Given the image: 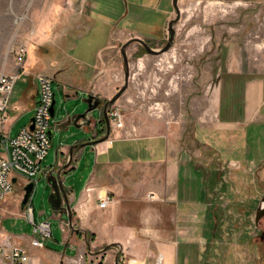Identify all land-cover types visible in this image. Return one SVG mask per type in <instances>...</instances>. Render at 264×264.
Segmentation results:
<instances>
[{
  "label": "rangeland",
  "instance_id": "rangeland-1",
  "mask_svg": "<svg viewBox=\"0 0 264 264\" xmlns=\"http://www.w3.org/2000/svg\"><path fill=\"white\" fill-rule=\"evenodd\" d=\"M138 1L127 0L129 8ZM179 6L181 17L174 25L175 40L169 51L154 55L143 50L136 54L142 47L136 42L128 46L129 84L111 104L120 108L124 126L116 128L109 116L110 135L116 128L122 136H137L141 134V120H146L145 132L156 131L163 123L175 125L178 133L184 135L182 140L192 162L200 164L208 183L205 192L213 193L218 201L217 222L210 227L219 230L220 242L212 254L203 256L200 264H264V216L258 224L255 221L264 195V177L257 172L259 160L249 169L250 163L243 153L245 144L240 142H237L235 159H227V133L214 130L219 117L215 106L230 89L229 76L242 74L243 78L236 81L242 82L239 86L243 89L248 79L264 75V0H185ZM124 8L123 0H0V72L15 73L19 67L16 52L20 47L26 51L4 125L9 137L17 136L34 115L27 98L31 87L37 84V74L42 72L53 78L54 120L60 125L41 163L42 172L49 166L59 165L60 147L91 139L93 132L86 128L88 120H103L100 106L90 109L85 101L88 96L79 90L81 82L77 77L79 72L92 69L95 60L99 61V52L111 37L107 23L120 19ZM175 17L176 12L172 18ZM122 26L123 23L118 28ZM160 34L161 40H150L152 48L165 45L168 23ZM28 40L33 45L61 41L65 46L61 50L37 47L31 52ZM134 45L136 48L132 51ZM115 50L116 56L109 62L105 60L101 73L115 65L119 88L109 99L122 88L125 78L121 46ZM41 59H44L42 63ZM49 59L67 61L69 72L74 73L72 79L65 82L53 69L56 63H50ZM66 83L74 88L73 95ZM79 115L85 116L75 122L73 117ZM127 118L131 119V125H126ZM86 147L89 148L87 155L79 160L76 171L64 178V185L77 198L94 162L92 146ZM35 180L31 195L35 223L46 220L51 223L52 237L45 241L46 247L37 249L31 244L34 224L21 207L27 183L24 176L20 175V183H15L13 191L0 200V228L19 238L42 264H69L61 253L65 250V255L74 256L77 251L70 245L65 248L61 218L49 204L52 187L46 175L40 179L38 174ZM213 182L217 183L214 190L210 187ZM62 219L67 220L68 216L63 214ZM104 247H91V252ZM87 252L80 251L77 261L83 264L89 258Z\"/></svg>",
  "mask_w": 264,
  "mask_h": 264
},
{
  "label": "crops",
  "instance_id": "crops-1",
  "mask_svg": "<svg viewBox=\"0 0 264 264\" xmlns=\"http://www.w3.org/2000/svg\"><path fill=\"white\" fill-rule=\"evenodd\" d=\"M183 1L179 0L180 4ZM123 2L125 8L120 19L107 23L111 37L100 50L99 61L95 60L92 69L79 72L77 77L81 82L79 90L85 96L100 98L102 104L119 88L115 65L101 74L102 62L112 60L116 56L115 48L133 37L161 40L160 32L175 12L172 0H140L132 3V9L127 0ZM67 9L70 16V8ZM121 23L123 26L118 28ZM9 32L7 30V34ZM28 43L31 52L37 47L49 46L61 50L65 46L61 41L33 45L28 40ZM135 48L136 45L132 51ZM49 60L56 63L53 69L65 78V82L72 79L74 73L69 72L67 61ZM42 61L44 59L39 60ZM13 73L10 71L9 74ZM229 78L230 89L215 106L219 117L214 130L227 133V159H235L237 142L243 143L249 169L259 160L257 172L264 177V75L248 79L243 89L239 86L242 82L236 81L243 78L242 74ZM66 84L70 86L68 92L73 95L74 88ZM27 99L35 111L38 83L31 87ZM102 104L99 106L103 114ZM130 122L131 119L127 118L126 125H131ZM145 124L146 120L140 121L141 134L137 136H122L114 128V134L98 141L106 133L105 124L102 120H88L86 128L93 132L91 139L74 144L96 141L88 144L92 146L94 162L79 198L65 186L72 220L78 229L64 232L65 248L70 245L71 249H86L89 252L91 247L114 245L105 253L106 264H114L118 246H121L120 264H155L159 254L163 255V264H200L203 256L212 254L220 242L219 230L210 227L217 222L215 208L218 201L213 193L205 192L208 183H205L204 173H201L200 164L192 162L186 142L182 140L184 135L178 133L177 127L172 123H163L156 131L145 132ZM71 146L59 148L62 164L67 162ZM86 146L74 149L72 163L64 171L63 182L65 176L76 171L79 160L87 155L89 148ZM216 184H211L212 190L216 189ZM89 186L95 191L109 193L112 197L109 206L101 208L95 193L91 199H85V189ZM151 193L154 194L153 199L149 197ZM65 210L61 211L62 216L67 215ZM61 255L67 260L65 250ZM33 261L42 264L35 256Z\"/></svg>",
  "mask_w": 264,
  "mask_h": 264
},
{
  "label": "built area",
  "instance_id": "built-area-1",
  "mask_svg": "<svg viewBox=\"0 0 264 264\" xmlns=\"http://www.w3.org/2000/svg\"><path fill=\"white\" fill-rule=\"evenodd\" d=\"M16 61L19 65L15 73L9 74L0 72V200L10 194L14 189V184L19 182V176H24L29 182H37L35 177L43 173L48 176L51 172L57 170L63 165L59 162L58 166H49L42 172L41 163L48 154L49 149L53 145V139H50L49 132H53L59 128L60 122L54 120L51 113L53 101L56 100V93L53 90V78L45 73H38L36 80L38 83V101L34 111V122L30 121L29 125L24 126L15 137H9L5 130V122L8 116L10 106V98L14 86L23 70V63L26 58L24 48H18ZM108 115L116 128L124 126L123 115L118 106L111 105L108 108ZM34 128L31 129V125ZM15 179V180H14ZM20 183V182H19ZM26 183V184H27ZM23 191V195H24ZM95 193L101 208H106L112 202L110 195L103 190H97L91 186L85 189V199L89 200ZM151 199L154 194H149ZM23 198V196H22ZM22 200V199H21ZM61 218V229L66 232L71 229L69 220L62 219L60 210L56 211ZM25 216L34 224L35 236L31 239V244L37 249L46 247L45 241L52 237L51 223L49 220L35 223L34 211L31 205V197L25 207ZM2 223V214L0 212V224ZM74 248V247H73ZM77 250L75 256H68L69 264H82L78 262L80 251ZM119 248H116V254ZM90 260L85 259L83 264H106L104 263L105 252L93 254L87 252ZM0 264H37L33 261V256L28 248L19 240V238L3 231L0 228ZM120 264V256L118 258ZM155 264H163V255L156 257Z\"/></svg>",
  "mask_w": 264,
  "mask_h": 264
},
{
  "label": "water",
  "instance_id": "water-1",
  "mask_svg": "<svg viewBox=\"0 0 264 264\" xmlns=\"http://www.w3.org/2000/svg\"><path fill=\"white\" fill-rule=\"evenodd\" d=\"M172 2H173L174 10L176 12V17L172 18L168 22L169 34H168V38H167L165 45L159 49H155V48H152L151 46H149L142 38H138V37L131 38L130 40L125 42L121 48V56H122V60H123V64H124V74H125L124 84H123L122 88L117 92V94H115V96L112 99L106 100L103 104H102V100L100 98L92 96V95L88 96V98L85 99V101L89 103L90 109L95 108L101 104L103 105V120H102V122H104V124L106 126V133H105L104 137L98 141L105 140L109 137L110 131H111V124H110V118L108 115V108L113 102H115L125 92V90L128 87V84H129L130 71H129V62H128V58H127L128 46L130 44L136 42L138 44H141L144 47V49L146 50V52L152 53L154 55H160V54H163V53L170 50V48H171V46L175 40L174 25L180 20V17H181L179 0H172ZM104 65H105V62H102V66H104ZM55 103H56V100L53 101V104L51 107L52 116L55 115ZM81 116L84 117L85 115L74 116L73 119H75V122H77ZM30 121L34 122V115L31 116ZM33 128H34V125L32 124L31 129H33ZM49 134H50V139L52 140L53 139V132L50 131ZM94 142H96V141H88V142L73 144L69 149V157H68L67 162L65 164H63L57 170L56 173L51 172L48 176H46L49 184L52 187V192L49 196V204H50L51 208L54 209L55 211H57V210L64 211L66 209L65 212L68 215V220L70 222L71 229L73 231H77L78 229L76 228V226L72 220V212H71V207L69 204L68 193L65 189V185L63 182V177H64L63 174H64V171L72 163L74 149L86 146L88 144H94ZM43 177H44V175L40 174L39 178L41 179ZM33 189H34V182H29L25 185V187H24L25 193H24L23 198L21 200V207L22 208H25L26 205L28 204L30 197L32 195ZM263 216H264V195L258 204L256 214H255V221L257 224ZM85 234L87 235V232H85ZM86 241H87L88 247L90 248L89 239L86 238ZM118 247H119V251L117 252V254L115 256L114 264H118V258L121 254V246H118ZM109 248H110V245L104 247L103 249H101L97 252H91V251H89V252H91L93 254H97L100 252H105Z\"/></svg>",
  "mask_w": 264,
  "mask_h": 264
},
{
  "label": "flooded vegetation",
  "instance_id": "flooded-vegetation-1",
  "mask_svg": "<svg viewBox=\"0 0 264 264\" xmlns=\"http://www.w3.org/2000/svg\"><path fill=\"white\" fill-rule=\"evenodd\" d=\"M133 38H135V37H133ZM143 39V38H142ZM149 46H151V41L150 40H148V39H143ZM142 48H140L138 51H136L135 53L137 54V53H140V51H143V50H145L144 49V47L141 45V44H139ZM152 47V46H151ZM121 48H122V46H121Z\"/></svg>",
  "mask_w": 264,
  "mask_h": 264
}]
</instances>
